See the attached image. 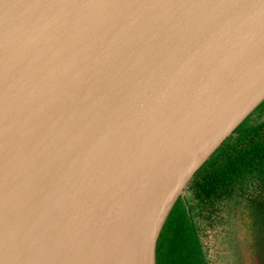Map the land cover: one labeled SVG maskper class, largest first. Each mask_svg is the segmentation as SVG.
I'll list each match as a JSON object with an SVG mask.
<instances>
[{
	"label": "water",
	"instance_id": "1",
	"mask_svg": "<svg viewBox=\"0 0 264 264\" xmlns=\"http://www.w3.org/2000/svg\"><path fill=\"white\" fill-rule=\"evenodd\" d=\"M263 102L264 0H0V264H157Z\"/></svg>",
	"mask_w": 264,
	"mask_h": 264
},
{
	"label": "trees",
	"instance_id": "2",
	"mask_svg": "<svg viewBox=\"0 0 264 264\" xmlns=\"http://www.w3.org/2000/svg\"><path fill=\"white\" fill-rule=\"evenodd\" d=\"M263 116L264 102L197 172L163 228L157 264H216L229 235L264 252Z\"/></svg>",
	"mask_w": 264,
	"mask_h": 264
},
{
	"label": "rangeland",
	"instance_id": "3",
	"mask_svg": "<svg viewBox=\"0 0 264 264\" xmlns=\"http://www.w3.org/2000/svg\"><path fill=\"white\" fill-rule=\"evenodd\" d=\"M262 121H264V116ZM240 235L239 238L241 237ZM240 239L244 240V238ZM225 240L230 241V243ZM220 241H222V245L219 243L220 250L216 255L217 257H215L216 264H262V257H264L262 256L264 255V252H262L263 248H251L248 242L242 243L238 239L236 241L235 236L232 235L224 238L220 237Z\"/></svg>",
	"mask_w": 264,
	"mask_h": 264
}]
</instances>
